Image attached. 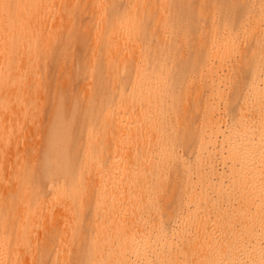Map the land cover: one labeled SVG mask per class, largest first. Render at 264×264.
<instances>
[{
  "label": "bare ground",
  "instance_id": "6f19581e",
  "mask_svg": "<svg viewBox=\"0 0 264 264\" xmlns=\"http://www.w3.org/2000/svg\"><path fill=\"white\" fill-rule=\"evenodd\" d=\"M0 264H264V0H0Z\"/></svg>",
  "mask_w": 264,
  "mask_h": 264
}]
</instances>
